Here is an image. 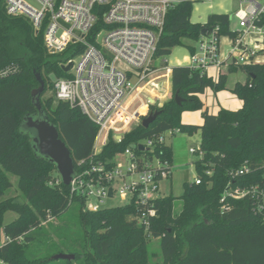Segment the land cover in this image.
<instances>
[{
  "label": "trees",
  "instance_id": "obj_1",
  "mask_svg": "<svg viewBox=\"0 0 264 264\" xmlns=\"http://www.w3.org/2000/svg\"><path fill=\"white\" fill-rule=\"evenodd\" d=\"M197 1L201 0H184L169 10L155 59L171 55L177 47L194 54L196 44L212 32L220 38H236L230 15L212 14L205 24L192 23ZM102 27L100 20L96 29ZM61 61L46 49L43 32L37 34L25 18L8 15L4 0H0V68L12 64L18 67L17 73L0 79V233L12 239L0 245V264H49L61 253L76 256L73 261L64 260L65 264H150L147 241L151 237L161 240L163 261L157 264H264V220L255 212L254 201H232L229 211L221 210V198L230 182L249 187L264 178V64L230 67V73L247 75L246 82L237 83L232 90L243 105L237 110L222 108L217 114L205 110L200 95L207 89L224 91L228 76L222 74L215 81L189 66L173 67L171 97L162 107L151 105L153 112H160L155 122L148 128L137 125L120 143L110 135L99 155L102 160L171 129L190 136L201 132L203 158L194 163L201 184H185L180 197L183 208L178 215L174 214V195L154 200L156 216L149 219L148 226H139L132 218L138 213L134 204L86 212L84 201L72 197L69 186H50L49 182L59 175L56 166L36 153L30 136L21 129L27 115L38 114L32 96L40 86L37 74L45 81V90L53 92L52 76L69 77ZM53 102V97L44 100L41 96L43 111L58 128L75 164L88 159L99 127L76 105L58 101L54 106ZM196 111H203L201 126L183 123V113ZM156 153L173 165L171 146H160ZM246 163L250 173L232 178L231 173ZM206 171L212 174L206 175ZM11 176L18 179L24 204L16 201L20 198L6 196L15 187ZM74 205L79 207L76 217L83 229L82 248L88 251L58 249L47 256L41 252L45 247L42 242L31 246L43 221L64 215ZM9 211L18 217L4 225V215ZM19 237L24 241L19 242Z\"/></svg>",
  "mask_w": 264,
  "mask_h": 264
},
{
  "label": "built area",
  "instance_id": "obj_2",
  "mask_svg": "<svg viewBox=\"0 0 264 264\" xmlns=\"http://www.w3.org/2000/svg\"><path fill=\"white\" fill-rule=\"evenodd\" d=\"M182 1L4 0L8 15L25 18L37 34L43 32L46 49L61 57L63 70L71 65L66 72L69 77L52 79L56 99L76 105L99 127L92 155L75 164L76 176L69 185L71 196L84 201L86 212L108 208L107 201L119 198V206H136L138 213L132 218L139 226H148L149 219L156 216L152 202L161 196V182L173 176V165L156 151L169 145L168 139L179 131L171 129L157 138L132 144L112 159L102 160L99 155L116 129L115 124L126 114L125 100L149 85L157 87L152 77L156 72L157 44L169 10ZM238 1L240 8L234 17L239 29L235 30L236 38H229V53L223 56L222 38L212 32L196 44L189 67L208 74L211 69L225 66L264 64V0ZM100 20L103 27L97 30ZM17 72L14 64L1 67L0 79ZM113 137L120 143L125 134ZM189 153L203 158L200 147L190 148ZM250 171L246 163L231 176L237 178ZM211 174L206 171V175ZM201 181L196 177L194 182ZM61 183V177L55 175L49 185ZM246 198L254 201L255 212L264 220V178L249 187L230 182L221 198L222 212L232 208V201ZM54 220L49 216L42 225ZM11 240L3 236L2 244ZM17 240L22 242L24 237Z\"/></svg>",
  "mask_w": 264,
  "mask_h": 264
},
{
  "label": "rangeland",
  "instance_id": "obj_3",
  "mask_svg": "<svg viewBox=\"0 0 264 264\" xmlns=\"http://www.w3.org/2000/svg\"><path fill=\"white\" fill-rule=\"evenodd\" d=\"M215 1L217 0L197 1L194 4V10L191 15V21L197 19V16L203 17L207 14L208 11L213 10V7H215ZM230 2V10L227 15L230 14L231 16V28L234 30H238L239 21L234 17V14L239 10L240 3L238 0H231ZM192 23H195V21H192ZM223 42H226V40H224ZM223 46L224 45H222V47ZM226 48L228 49V45L224 46V49ZM189 63L190 53L188 49L185 47H177L172 50L171 55L157 59L154 71L161 69V66L177 67L179 66V64L180 66H189ZM240 76V73L231 75L228 81V87L230 88V86H232V83ZM152 77L155 83L157 84V87L149 85L144 90L141 89L140 91L132 93L124 102L126 114L119 123L115 124L116 129L113 130L110 134H126L127 132L135 128L137 125L141 124L144 118H147L151 113H153V111L151 110V105L148 106V103L162 107L164 103L169 100L172 95V86L170 85L167 88L165 78L162 77L163 79H161V74L159 72H155ZM52 79H55L54 76L51 77V81H53ZM225 91H229V89L226 88ZM208 94V92L206 93V95L201 94V97L202 100L207 103V106H209L210 111L212 112L215 111L214 104L216 103V99L215 97H209ZM50 97H53V105L55 106L58 102L55 93L52 90L46 89L42 94V99L45 100ZM151 100H153L154 104ZM144 106H146L145 110L140 113V109ZM202 113L203 111L194 112V115H192L193 117H191L190 121L198 122L199 120H202ZM192 118L194 119L192 120ZM22 130L25 133H29V130L26 127ZM201 140L202 137L200 132H197L192 136L184 133H179L173 138L168 139V144L173 145L174 151L173 176L172 179L163 180L161 182V196H167L172 194L177 198L174 203L175 215L180 214L183 208V201L180 197L184 193L185 184L195 181L197 177V172L194 163L198 160V157L197 155L190 154L189 150L190 148H199L201 145ZM10 178L14 183L15 187L11 191H9L6 196L11 198H20L25 201L22 196V192L18 189L17 186L18 179L14 176H11ZM119 205H121L120 199L115 198L112 201H107L105 207L110 208ZM78 210L79 207L77 205H74L70 210H68L67 213L56 218V220H54L53 222L47 225H42V228L34 233L36 240L31 246H38L42 242L45 247L41 250V252H44V255L47 256L52 255V253L54 251H57L58 249L63 250L65 252L70 249L77 250L79 252H83V249L88 251L87 247L82 248L83 229L76 217ZM17 217L18 216L16 213L11 211L7 212L4 215V225L12 223L17 219ZM3 236V232L0 233V245L3 243ZM147 242L150 264L162 263L163 254L161 249L160 238L151 237L148 239ZM63 262L64 260H53L49 264H65ZM78 263L79 261H74L73 264Z\"/></svg>",
  "mask_w": 264,
  "mask_h": 264
},
{
  "label": "water",
  "instance_id": "obj_4",
  "mask_svg": "<svg viewBox=\"0 0 264 264\" xmlns=\"http://www.w3.org/2000/svg\"><path fill=\"white\" fill-rule=\"evenodd\" d=\"M70 69L71 65L64 68V71L69 72ZM37 80L40 86L32 92V96L34 104L38 108V114L35 116L27 115L23 120L21 129L26 127L29 130L28 135L31 138L36 153L54 164L63 184L69 186L76 176L75 162L72 158L71 151L60 138L58 128L50 122L49 118L43 111L41 96L45 91L46 85L40 74H37ZM176 100L178 104L181 103L178 94ZM159 114L160 112L151 113L147 118L142 120V126L148 128L155 122ZM118 138H121V136H118ZM140 149L143 150V147L140 146ZM16 201L24 204L22 199ZM75 258L76 256L74 254L61 253L55 255L52 260L73 261Z\"/></svg>",
  "mask_w": 264,
  "mask_h": 264
},
{
  "label": "crops",
  "instance_id": "obj_5",
  "mask_svg": "<svg viewBox=\"0 0 264 264\" xmlns=\"http://www.w3.org/2000/svg\"><path fill=\"white\" fill-rule=\"evenodd\" d=\"M231 0H217L214 2V6L213 10L208 11L207 14L205 16H197L195 20H192L193 22L195 21V23H201V24H205L207 21V18L210 14H228L229 10H230V5H231ZM194 10V9H193ZM230 15V14H229ZM231 27V26H230ZM231 30L235 31L234 29L231 28ZM224 40H226V42H223ZM221 45L227 46L228 45V49H224V46L222 47V53L223 56H226L229 53V45H230V40L228 37H223L222 38V42ZM189 51V50H188ZM190 53V52H189ZM191 53H190V63H191ZM167 63V62H166ZM189 63V66H190ZM178 65V64H177ZM174 65V66H177ZM180 66V64H179ZM172 68L173 67H169V66H161V69L157 70V72H159L161 74V79L165 78L166 84H167V88L171 85V75H172ZM230 67H223L221 69H211L210 72L208 73V75L210 77H212L215 81H217L220 77V75L225 74L228 76V80H227V84H226V88L229 89V91H221L218 93H215L213 90L211 89H207L205 91V95L208 92L209 97H215L216 99V103L214 104L215 106V111H210L209 106H207V103L205 101L202 100V97L200 95L201 100L204 102L205 108L211 113V114H217L220 109L225 108V109H231V110H237L240 109L243 105L242 101L238 99L237 96H235L232 93L233 88L235 87V85L237 83H245L246 79H247V75L241 71H237L235 73H230L229 71ZM169 70V71H168ZM161 71V72H160ZM237 73H240L241 76L236 79L233 83L232 86H230V88L228 87V81L231 75H235ZM163 77V78H162ZM170 81V82H169ZM172 86V85H171ZM162 103V102H161ZM217 112V113H216ZM192 115H194V112H185L182 115V121L185 124H189V123H194L193 125H198L201 126L203 124V118L202 120H199L198 122H193L190 121L191 117H193ZM194 118H192L193 120ZM200 132V131H199ZM201 133V132H200ZM173 148V145H169ZM173 155H174V151H173ZM173 166H174V159H173Z\"/></svg>",
  "mask_w": 264,
  "mask_h": 264
}]
</instances>
